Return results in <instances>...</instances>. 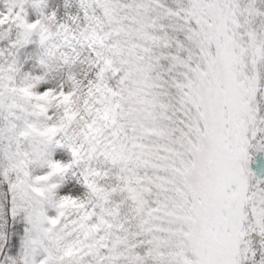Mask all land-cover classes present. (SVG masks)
Segmentation results:
<instances>
[{
    "label": "snow or ice",
    "instance_id": "6c2138e0",
    "mask_svg": "<svg viewBox=\"0 0 264 264\" xmlns=\"http://www.w3.org/2000/svg\"><path fill=\"white\" fill-rule=\"evenodd\" d=\"M0 264H264V0H0Z\"/></svg>",
    "mask_w": 264,
    "mask_h": 264
}]
</instances>
